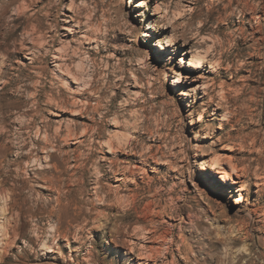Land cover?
<instances>
[{"label": "rangeland", "instance_id": "374dc122", "mask_svg": "<svg viewBox=\"0 0 264 264\" xmlns=\"http://www.w3.org/2000/svg\"><path fill=\"white\" fill-rule=\"evenodd\" d=\"M0 42V264H264V0H0Z\"/></svg>", "mask_w": 264, "mask_h": 264}, {"label": "bare ground", "instance_id": "6f19581e", "mask_svg": "<svg viewBox=\"0 0 264 264\" xmlns=\"http://www.w3.org/2000/svg\"><path fill=\"white\" fill-rule=\"evenodd\" d=\"M137 6L139 7H144V2L138 1L137 2ZM21 7V6H20ZM35 30V29H34ZM34 32V31H33ZM26 33V32H25ZM145 33H142V35ZM33 36V35H32ZM4 43V42H3ZM1 42H0V51H1ZM4 46V45H3ZM160 48H163L162 44H159ZM6 48V47H5ZM4 52H6L4 49L2 50ZM208 51V50H207ZM207 51L205 52V54L207 53ZM1 53V52H0ZM2 55V54H0ZM5 56H7L6 54H4ZM3 56V55H2ZM7 58V57H5ZM202 56H200L199 54H192V57L189 58L188 60H184L183 58H180V66L186 64V66L190 69H195L197 70L200 66H201V62H202ZM2 59V58H1ZM4 60V59H3ZM7 60V59H5ZM188 61V62H187ZM187 62V63H186ZM3 63V62H2ZM2 67V66H1ZM69 71V70H68ZM1 72V71H0ZM3 72V71H2ZM72 73V72H71ZM3 74V73H0ZM1 76V75H0ZM73 77V76H72ZM75 78V76H74ZM76 79V78H75ZM176 82L179 81V77L176 76L175 79ZM109 140V139H108ZM105 143H108L107 141ZM111 144V143H109ZM107 145V144H106ZM109 146V145H108ZM112 146V145H111ZM110 147V146H109ZM195 167H198V169L200 170H210L213 172V174L218 178V180H220L221 183L224 184H229V183H236L238 181H236L233 177V173H236V170L238 168V165L234 162V159L228 157V156H223L221 153H215L214 155H212L209 159V161H207L208 164L205 165V163L203 161L200 160H195ZM227 164V168L220 167L221 164ZM220 167V169L218 167ZM239 169V168H238ZM237 174V173H236ZM239 176V175H238ZM231 190V189H230ZM240 190V189H238ZM241 198H238L237 200H239ZM235 203H237V201H235ZM1 227V226H0ZM153 230V229H152ZM13 232V231H12ZM146 232V231H145ZM14 233V232H13ZM142 233V232H141ZM16 234V233H15ZM158 237V236H157ZM160 237V236H159ZM163 238V237H162ZM12 239V238H11ZM10 240V239H9ZM159 240V239H158ZM9 241H5L4 243L2 242V256H1V261H2V257L4 256L5 252L7 251L8 247H9ZM11 246V245H10ZM146 250V249H145ZM152 249H149V251H151ZM155 250V249H153ZM153 252V251H151ZM132 253V251H131ZM140 254V253H139ZM142 254V253H141ZM140 254V255H141ZM151 254V253H150ZM143 255V254H142ZM148 255V254H147ZM156 255V254H155ZM145 256V255H144ZM139 257V256H137ZM142 257V256H140ZM140 264V263H139Z\"/></svg>", "mask_w": 264, "mask_h": 264}]
</instances>
